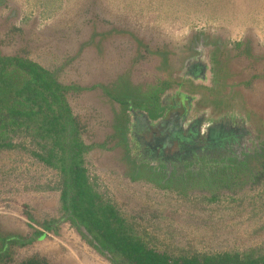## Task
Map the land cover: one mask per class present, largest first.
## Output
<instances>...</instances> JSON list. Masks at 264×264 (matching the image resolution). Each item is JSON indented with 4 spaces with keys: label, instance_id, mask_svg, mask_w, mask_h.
Returning <instances> with one entry per match:
<instances>
[{
    "label": "rangeland",
    "instance_id": "374dc122",
    "mask_svg": "<svg viewBox=\"0 0 264 264\" xmlns=\"http://www.w3.org/2000/svg\"><path fill=\"white\" fill-rule=\"evenodd\" d=\"M202 51L209 83L183 72ZM0 52L23 54L56 70L65 83L101 85L68 98L85 142L104 146L91 148L84 164L104 198L148 247L176 256L264 254V177L256 180L264 169L255 172L259 164L247 161L254 178L211 200L207 191L183 194L146 179L132 180L124 174L121 156L126 143L144 160L183 157L184 163L194 162L191 151L185 155L176 141L163 143L170 133L166 125L188 113L195 134L211 139L223 134L216 114L228 111L255 132L249 140L239 135L242 147L238 136L227 153L264 154V0H0ZM123 77L163 97L165 116L151 119L140 112L124 120V107L104 92ZM141 85L136 87L140 91ZM121 137L126 141L120 143ZM15 141L25 148L0 150L2 236L31 235L42 230L43 221L62 216L58 171L32 156L29 150L38 146L30 138ZM217 149L222 150L212 152ZM171 162L166 170L175 175L189 166ZM4 255L6 264L29 259L37 264H115L67 221L39 240L9 245Z\"/></svg>",
    "mask_w": 264,
    "mask_h": 264
},
{
    "label": "trees",
    "instance_id": "16d2710c",
    "mask_svg": "<svg viewBox=\"0 0 264 264\" xmlns=\"http://www.w3.org/2000/svg\"><path fill=\"white\" fill-rule=\"evenodd\" d=\"M196 59L206 63L203 53L197 55ZM123 78L119 79L116 87L113 84V88L108 87L104 92L106 99L119 102L124 107V120L130 121L134 115L142 114L140 112L151 119L165 116L167 106L163 97L157 93H145L142 90L146 86L134 84L128 77ZM139 85L142 86L141 91L136 88ZM100 86L99 83L84 86L62 82L58 79L56 70L50 71L23 54L0 52V150L17 146L25 148L15 139L30 138L34 146H38L29 150L32 156L57 170L60 175L59 200L62 211L60 218L43 221L39 224L42 230H36L31 235H0V264H6L4 253L9 245L24 246L33 240H39L47 232L56 230L64 221L69 222L99 254L115 264H264V254L255 256L253 251L244 254L171 255L148 247L140 237L132 233L126 219L104 198L96 182L88 174L84 164L85 155L91 148L101 145L85 142L80 122L69 105V96ZM118 87L120 89L117 91ZM183 138L189 144L182 146L181 151H185V155L191 151L194 162L184 163L181 161L183 157L144 160L129 150L128 144L122 143L126 139L121 137L124 174L132 180L146 179L161 188L175 189L183 194L197 189L207 191L211 194L210 199L215 200L219 193L237 191L247 184V179L252 176L254 178L253 168L246 166L247 161L259 164L255 172L264 169V154L250 158L248 156V160L246 152L238 157L234 153H227V148L230 149L237 141V135L217 134L212 135L211 139L206 138V135ZM198 141L201 143L200 147L196 145ZM216 147H221L222 150L217 149L214 154L212 151ZM197 148H201V151L198 152ZM223 151L226 152L222 153ZM134 154L136 162L132 159ZM168 161H172L170 165L173 166L187 163L189 166L175 175L167 172ZM263 177L264 172H261L256 180ZM232 183L236 188L231 186ZM24 264L37 263L29 259Z\"/></svg>",
    "mask_w": 264,
    "mask_h": 264
},
{
    "label": "flooded vegetation",
    "instance_id": "af4514ba",
    "mask_svg": "<svg viewBox=\"0 0 264 264\" xmlns=\"http://www.w3.org/2000/svg\"><path fill=\"white\" fill-rule=\"evenodd\" d=\"M201 51V50H200ZM204 55V51H202L200 54ZM192 63V66L190 65L188 67V69H183V72L186 71V75L189 74L190 76L193 74L197 79V82H201V77H203L204 81L208 82L209 83V77L206 75V72L208 70V65L204 62H202V60H199V61H196V62H191ZM193 72H196V73H193ZM190 79V78H188ZM191 100V99H190ZM191 111V110H190ZM239 114V113H237ZM183 119H178V122L174 123L171 125L168 124L166 125V127H168V130L170 131L169 135H167L163 141V143L165 142V144H167V140H173V141H176L179 145V147L181 148L182 146L186 145L187 143L189 144V142H185V140H183V136L186 138L190 136H193L195 135L196 131H197V126L193 127L191 125V123L189 122L188 118L190 117V114H186L185 116H182ZM202 118V117H200ZM199 116L195 119H200ZM217 118L219 119V122H222V130H223V134L222 135H237V137L239 135H246L247 136V140H249L250 136L248 135H254L253 132L254 131V128L253 129V132L251 131L249 133V131L251 130V128L249 127V124L247 122H244L243 119L241 118V116H232V114L229 115V111L226 112V113H223V114H216V120ZM203 119V118H202ZM214 120V121H216ZM194 124H198L199 121L197 120H193ZM190 123V125H189ZM225 123V124H224ZM199 128V127H198ZM177 135H183L182 137L180 136H177ZM240 137V136H239ZM241 140H240V145L242 147L243 143H242V140L243 138L240 137ZM246 140V139H245ZM238 141V140H237ZM191 144H193V142H190ZM240 147V146H239Z\"/></svg>",
    "mask_w": 264,
    "mask_h": 264
},
{
    "label": "crops",
    "instance_id": "0c3cea01",
    "mask_svg": "<svg viewBox=\"0 0 264 264\" xmlns=\"http://www.w3.org/2000/svg\"><path fill=\"white\" fill-rule=\"evenodd\" d=\"M195 135H197V136H201V137H202V136L205 137V135H202V134L200 135V132H199V134L197 133V134H195Z\"/></svg>",
    "mask_w": 264,
    "mask_h": 264
},
{
    "label": "water",
    "instance_id": "95a60500",
    "mask_svg": "<svg viewBox=\"0 0 264 264\" xmlns=\"http://www.w3.org/2000/svg\"><path fill=\"white\" fill-rule=\"evenodd\" d=\"M185 95H186L185 93H184V94H182V96H183V97H187V98H188V96H185ZM181 119H183V117H181Z\"/></svg>",
    "mask_w": 264,
    "mask_h": 264
}]
</instances>
